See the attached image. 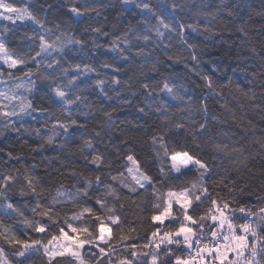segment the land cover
Segmentation results:
<instances>
[{"label": "clouds", "instance_id": "1", "mask_svg": "<svg viewBox=\"0 0 264 264\" xmlns=\"http://www.w3.org/2000/svg\"><path fill=\"white\" fill-rule=\"evenodd\" d=\"M131 3L139 10L134 23ZM131 3L28 0L30 30L0 37V176L13 177L5 195L30 217L36 205H53L61 223L67 218L90 230L83 239L99 235L101 220L109 224L110 240L80 251L86 264L109 258L117 264L130 256L121 237L145 243L167 194L187 189L198 219L211 200L228 204L232 227L218 228L215 242L234 249L231 264H264V0ZM65 40L79 43L60 51ZM86 59L96 75L73 83L68 61ZM174 152H188L205 167L177 171L168 158ZM128 155L149 177L143 188L128 173ZM61 223H49L45 242L59 235ZM200 223L197 236L212 243L211 222ZM12 228L16 238H40L22 222L12 221ZM173 251L185 253L175 245ZM150 260L137 257L136 264ZM0 264H48V258L0 237ZM56 264L77 262L65 257ZM159 264H172V257L161 252Z\"/></svg>", "mask_w": 264, "mask_h": 264}, {"label": "snow or ice", "instance_id": "2", "mask_svg": "<svg viewBox=\"0 0 264 264\" xmlns=\"http://www.w3.org/2000/svg\"><path fill=\"white\" fill-rule=\"evenodd\" d=\"M125 2L131 3L133 0H125ZM7 9L8 5H5L4 0H0V15H3L4 11ZM10 11H16V6L13 5ZM61 35L63 36L64 34L61 33ZM56 40L60 41V37H56ZM73 43H79V41H61L59 50L64 51L66 47L71 46ZM3 62L4 57L0 56V63ZM68 64L71 72L74 73L72 77L73 83L80 79L81 71L85 74L93 71L87 64H81L80 62L68 61ZM13 67H15V65H13ZM69 67L64 69L66 74L69 71ZM104 67L108 68L110 66L104 65ZM112 70L116 71L117 69L113 68ZM2 75L3 72L0 71V76ZM25 75H31V73L26 72ZM2 82L3 81L0 80V83ZM97 83H99V81ZM56 91L58 94L63 95L59 89ZM5 115H7V113H5ZM168 158L173 162L172 167L177 171L182 167L187 168L193 163L198 164L201 168L205 167L201 161L197 160L188 152H174ZM126 159L130 164L127 170L131 175L132 180L135 181V184L138 187L143 188V182L149 181V177L140 173V163L133 155H128ZM12 182L13 177L10 174L0 176V215H7L11 218L9 223H5L4 219H0V237L8 239L9 243H15L24 248L42 249L43 254L48 258V264H56L57 260L65 257L73 258L77 264H86L80 249H83L96 241H105L106 239L110 240L112 238V229L110 225L101 220L98 225L99 235L93 240L83 239L82 234L87 233L91 235L90 230L87 227L79 228L74 226L71 222H68L67 218L61 223V221L54 215L55 207L51 204L48 205L47 208L36 205L29 210L32 213V216L30 217L17 206L15 201L8 200L5 195L4 190L10 188ZM27 182L29 184L32 183L31 180H28ZM125 186L129 187L131 191L136 190L129 185ZM167 195L168 199L164 201L165 206L151 216L155 228L147 237L145 243H129L130 238L128 236L121 237L120 243H122L126 249H130V256L120 258L117 261V264H136L137 257H144L147 259L149 256L151 257L150 264H159V255L161 252H164L168 257H172V264H231L229 252L234 249L223 242H215L218 228L222 230L225 226L229 229L232 227L229 216L226 214L228 204L218 200H211V207L207 210V215L202 214L198 219L192 214L193 209L197 205L194 204L193 198L188 194L187 189L181 193L169 192ZM196 199L199 200L201 197L197 195ZM5 201H7L6 204ZM99 203L103 204L102 201H99ZM5 206L8 210L7 213L3 212ZM174 206H179L183 212L182 220L176 214ZM157 207H159V205H157ZM81 215H83V213ZM36 216L40 217V219H33V217ZM97 220H100V217H97ZM117 220L118 217L112 218L113 223ZM204 220L211 222V227L208 230L213 238L212 243H203L201 237L197 236L196 227L198 226L203 230L204 224L200 223V221ZM12 221H15L16 223L22 222L26 229L33 230L40 238H16L15 232L12 228ZM170 222L178 223L179 226L174 230H168L167 226ZM49 223H61V226L58 229L59 235L52 234L47 242H45L43 237L49 230ZM245 230H247L246 226ZM105 231L109 233L107 238L103 235ZM221 235H223L222 232ZM228 239L229 237L227 235L223 236L224 241H227ZM242 239L243 237L240 236L232 237L233 242ZM181 241L183 242L182 244ZM174 245L177 248L183 247L185 253L176 254L173 251ZM239 246V244H236V247ZM97 247L102 257H110L111 253L109 249L99 247V244H97ZM145 249L150 251H144ZM108 264H113L110 258Z\"/></svg>", "mask_w": 264, "mask_h": 264}, {"label": "trees", "instance_id": "3", "mask_svg": "<svg viewBox=\"0 0 264 264\" xmlns=\"http://www.w3.org/2000/svg\"><path fill=\"white\" fill-rule=\"evenodd\" d=\"M49 3H53V0H48ZM4 3L8 5V8L11 9V7L14 5L16 6V11L25 14L28 17V8L27 3L28 0H4ZM56 4H53V7H56ZM128 9V16L131 17L132 22L134 23L137 15H139V10L136 7L135 3H131L126 6ZM31 21H20V20H7V19H0V37H4L5 35L10 37H18L22 33L27 32L30 30ZM109 57L111 56V53L107 54ZM103 55L101 56V59H105ZM91 61H88L87 59L82 62L83 63H90ZM71 71V69H70ZM105 71H112V69H105ZM86 75L95 76L96 73H87L85 74L83 71L80 73V79H84Z\"/></svg>", "mask_w": 264, "mask_h": 264}, {"label": "rangeland", "instance_id": "4", "mask_svg": "<svg viewBox=\"0 0 264 264\" xmlns=\"http://www.w3.org/2000/svg\"><path fill=\"white\" fill-rule=\"evenodd\" d=\"M0 19L30 21L25 14L17 11L12 12L10 8L5 10L3 15H0Z\"/></svg>", "mask_w": 264, "mask_h": 264}, {"label": "bare ground", "instance_id": "5", "mask_svg": "<svg viewBox=\"0 0 264 264\" xmlns=\"http://www.w3.org/2000/svg\"><path fill=\"white\" fill-rule=\"evenodd\" d=\"M104 233H105V235H106L107 237L109 236V233H108L107 231H105Z\"/></svg>", "mask_w": 264, "mask_h": 264}, {"label": "built area", "instance_id": "6", "mask_svg": "<svg viewBox=\"0 0 264 264\" xmlns=\"http://www.w3.org/2000/svg\"><path fill=\"white\" fill-rule=\"evenodd\" d=\"M103 235L107 238V236L105 235V233H103Z\"/></svg>", "mask_w": 264, "mask_h": 264}]
</instances>
